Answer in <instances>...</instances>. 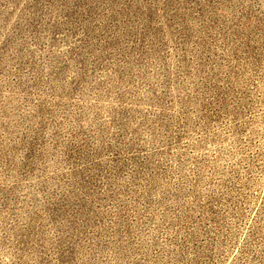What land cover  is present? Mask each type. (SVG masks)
I'll list each match as a JSON object with an SVG mask.
<instances>
[{
    "label": "rangeland",
    "instance_id": "rangeland-1",
    "mask_svg": "<svg viewBox=\"0 0 264 264\" xmlns=\"http://www.w3.org/2000/svg\"><path fill=\"white\" fill-rule=\"evenodd\" d=\"M0 264H264V0H0Z\"/></svg>",
    "mask_w": 264,
    "mask_h": 264
}]
</instances>
